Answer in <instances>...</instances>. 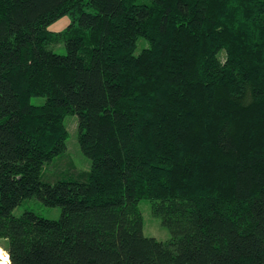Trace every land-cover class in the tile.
<instances>
[{"label":"trees","instance_id":"obj_1","mask_svg":"<svg viewBox=\"0 0 264 264\" xmlns=\"http://www.w3.org/2000/svg\"><path fill=\"white\" fill-rule=\"evenodd\" d=\"M67 114L90 168L47 179ZM30 197L60 217L14 215ZM0 239L11 264H264V0H0Z\"/></svg>","mask_w":264,"mask_h":264},{"label":"rangeland","instance_id":"obj_2","mask_svg":"<svg viewBox=\"0 0 264 264\" xmlns=\"http://www.w3.org/2000/svg\"><path fill=\"white\" fill-rule=\"evenodd\" d=\"M70 18L66 15L55 21L50 29L54 32L64 30L69 24ZM52 48L59 53H65L64 43L61 41H53ZM148 46V42L144 38H139L136 46L135 53L140 52V50L144 47ZM224 57V52L221 54ZM33 103H42L45 101L44 96H33L31 98ZM65 123L68 129V138L66 140L67 148L66 151L57 156L53 161H57L61 158L62 166L59 163L53 164V167L48 168L45 173L47 179H55L56 175L60 177L69 176L68 174H73L72 171H68L67 162H70L73 167L76 169V172L82 173L87 172L90 168V158L87 157L81 150L78 143V116L76 114H67L65 116ZM66 159V160H65ZM65 160V161H63ZM74 172V171H73ZM75 173V172H74ZM65 175V176H64ZM53 179V180H54ZM140 209L143 214V231L145 235L154 236L160 240H166L171 236L170 230L166 227L160 216L153 214L151 201L147 198H144L139 203ZM25 210H33L34 212L48 217V218H59L61 215V207L60 206H49L42 201H40L37 197H30L23 200L18 206H16L13 210L14 215H21ZM5 241L0 239V250L6 252L4 249Z\"/></svg>","mask_w":264,"mask_h":264},{"label":"clouds","instance_id":"obj_3","mask_svg":"<svg viewBox=\"0 0 264 264\" xmlns=\"http://www.w3.org/2000/svg\"><path fill=\"white\" fill-rule=\"evenodd\" d=\"M0 264H11L10 257L7 254L3 255V257L0 258Z\"/></svg>","mask_w":264,"mask_h":264},{"label":"bare ground","instance_id":"obj_4","mask_svg":"<svg viewBox=\"0 0 264 264\" xmlns=\"http://www.w3.org/2000/svg\"><path fill=\"white\" fill-rule=\"evenodd\" d=\"M7 254V252L0 251V258L3 257V255ZM8 255V254H7Z\"/></svg>","mask_w":264,"mask_h":264}]
</instances>
